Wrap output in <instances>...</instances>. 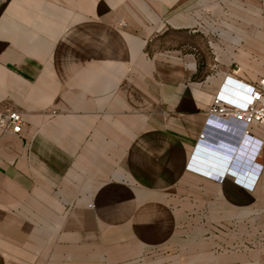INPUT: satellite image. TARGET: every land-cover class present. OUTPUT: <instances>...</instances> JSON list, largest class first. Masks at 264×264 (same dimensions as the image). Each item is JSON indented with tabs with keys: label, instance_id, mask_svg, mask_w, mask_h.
<instances>
[{
	"label": "crops",
	"instance_id": "0c3cea01",
	"mask_svg": "<svg viewBox=\"0 0 264 264\" xmlns=\"http://www.w3.org/2000/svg\"><path fill=\"white\" fill-rule=\"evenodd\" d=\"M263 9L264 0H0V110L25 119L0 138V264L133 260L173 239L187 201L191 214L207 202L209 214L218 204L227 216H264V125L250 131L256 154L227 126L226 142L202 138L232 153L224 174L189 163L224 75L264 74ZM249 161L260 168L247 188Z\"/></svg>",
	"mask_w": 264,
	"mask_h": 264
},
{
	"label": "rangeland",
	"instance_id": "374dc122",
	"mask_svg": "<svg viewBox=\"0 0 264 264\" xmlns=\"http://www.w3.org/2000/svg\"><path fill=\"white\" fill-rule=\"evenodd\" d=\"M245 20L251 26L254 24V28L255 23L261 22L255 15H247ZM240 25L234 26L239 28ZM252 32L258 33L256 30ZM245 186L250 188L251 185ZM191 203L184 202L187 210L178 218L175 236L170 242L148 246L133 260L111 263L101 259L84 261L77 258L71 263L57 264H222L241 257L264 259V216H240L235 209L227 216L218 204L215 211L209 214L207 202L199 214H191Z\"/></svg>",
	"mask_w": 264,
	"mask_h": 264
},
{
	"label": "built area",
	"instance_id": "2783aa9c",
	"mask_svg": "<svg viewBox=\"0 0 264 264\" xmlns=\"http://www.w3.org/2000/svg\"><path fill=\"white\" fill-rule=\"evenodd\" d=\"M211 69L215 70L216 65L213 64ZM237 72L238 68L231 74L224 75L218 92L207 109L206 122L212 128L227 126L232 131L240 130L247 137L244 143L256 154L260 151L261 142L253 137L250 131L254 126L264 125V74L259 76L255 82L247 83L235 76ZM24 123L25 119L21 112L0 110V138L6 133L20 134ZM204 135L205 132H201L199 142H204L202 140ZM243 154L246 155L245 151ZM241 160L246 162L244 158ZM249 162L252 167L246 171L241 170L239 174L241 178L239 181L244 187H246L245 184L251 185L255 182L253 180L256 178L255 172L260 168L259 164ZM225 169L227 166L221 164L203 173L222 174Z\"/></svg>",
	"mask_w": 264,
	"mask_h": 264
},
{
	"label": "water",
	"instance_id": "95a60500",
	"mask_svg": "<svg viewBox=\"0 0 264 264\" xmlns=\"http://www.w3.org/2000/svg\"><path fill=\"white\" fill-rule=\"evenodd\" d=\"M224 148L217 145L207 143H200L194 150L193 159L190 161L192 167L197 166L196 170L200 172H206L210 169L217 168V166L223 164L228 165L232 159V153L224 151ZM228 162V163H227ZM219 164V165H218ZM234 169L228 170L231 174H236V167L232 165ZM227 169H225L226 171ZM227 171V172H228Z\"/></svg>",
	"mask_w": 264,
	"mask_h": 264
},
{
	"label": "clouds",
	"instance_id": "9594fccd",
	"mask_svg": "<svg viewBox=\"0 0 264 264\" xmlns=\"http://www.w3.org/2000/svg\"><path fill=\"white\" fill-rule=\"evenodd\" d=\"M205 128H206V130L204 131L205 132L204 137L206 136V140H207L208 136L213 137V139H217V140H222V138H223V142L226 140L224 138H229V136H228L229 134H228V132H226L228 129H225L223 127H213L212 128V127H209L208 125H206ZM229 132L234 134V138H235L234 144H236V146L243 145L244 141L247 139V137L240 130H234V131L229 130ZM206 140L204 141V139H203L204 142H199L198 144L207 143V142L209 143V141H206ZM208 140H209V138H208ZM220 147L223 148L225 146L220 145Z\"/></svg>",
	"mask_w": 264,
	"mask_h": 264
},
{
	"label": "bare ground",
	"instance_id": "6f19581e",
	"mask_svg": "<svg viewBox=\"0 0 264 264\" xmlns=\"http://www.w3.org/2000/svg\"><path fill=\"white\" fill-rule=\"evenodd\" d=\"M191 168H193V167H191ZM195 170H196V169H195ZM197 172H198V171H197ZM225 172H226V171H225ZM202 173H203V172H202ZM207 173H209V172H207ZM222 174H224V172H222ZM222 174H221V175H222ZM205 175H206V174H205Z\"/></svg>",
	"mask_w": 264,
	"mask_h": 264
}]
</instances>
